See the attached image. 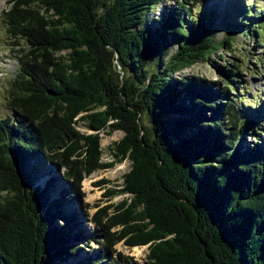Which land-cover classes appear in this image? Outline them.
<instances>
[{
  "label": "trees",
  "instance_id": "1",
  "mask_svg": "<svg viewBox=\"0 0 264 264\" xmlns=\"http://www.w3.org/2000/svg\"><path fill=\"white\" fill-rule=\"evenodd\" d=\"M203 1L6 0L26 52L0 120V264H264V118H250L259 103L242 104L240 76L263 75L264 55L253 70L235 46L264 44V10L233 0L216 39V13L192 11ZM197 63L217 78L182 74ZM114 131L104 162L101 133ZM125 159L108 191L129 197L89 214L82 181ZM121 241L147 245L145 261Z\"/></svg>",
  "mask_w": 264,
  "mask_h": 264
},
{
  "label": "rangeland",
  "instance_id": "2",
  "mask_svg": "<svg viewBox=\"0 0 264 264\" xmlns=\"http://www.w3.org/2000/svg\"><path fill=\"white\" fill-rule=\"evenodd\" d=\"M254 3L257 7H261L264 10V0H242ZM175 0H166V4H174ZM237 3L233 0H206L201 2L198 6L193 7L192 11L195 15L201 14L202 12L210 11L215 14V19L212 21V25L215 29L216 39H221L225 36V22L223 13L231 12L235 14ZM7 7L6 0H0V120L5 119L12 114V110L8 105V92L11 86V80L15 77L16 73L19 72L21 63L19 57L26 52V45L23 39L10 38L7 34V27L3 21L2 11ZM161 7L155 10L152 16L159 15ZM201 16V15H199ZM201 19V17H199ZM238 41L235 46L240 48H251L250 62L248 65L251 69L257 68L255 58L264 55V44L259 46L258 42L251 40L245 36L238 35ZM14 42V44H12ZM244 42L245 44H242ZM21 47L24 50L21 51ZM232 56L238 57L239 53L237 50L225 51V56L222 60L214 58L219 65H223L225 60L231 59ZM199 74L215 80L217 78V72L215 68L207 65L206 63H197L193 66L186 68L182 71L183 75L187 74ZM240 76L242 77L241 86H245V89L249 91V96L243 99L242 104L248 105L249 107H256L255 104L259 103L258 110L250 116L251 119H255L256 115H261L264 118V94L261 97L259 92L263 93L264 90V74H252L250 75L246 70H241ZM259 100V101H258ZM259 112V113H258ZM262 118H257L260 121ZM76 127L82 132H91L88 130L83 122H77ZM123 135L122 131H114L108 135L104 132L101 133L100 145L102 148L101 160L104 162L111 161L113 156L111 152L112 142L118 140ZM264 137V135H263ZM250 140L251 138H248ZM130 168V160L125 159L122 162L115 163L110 168L98 169L86 176L82 181V191L84 197L82 203L90 204L88 209L89 214L94 213L97 208L95 205H116L122 199L129 197L127 193H120L110 196L108 189H119L123 184V174ZM114 208L108 209V214H113ZM88 223V222H87ZM89 227H93L91 223H88ZM115 230L118 228H114ZM98 244L96 242H90V247L97 249ZM88 248H86L87 250ZM115 249L121 255L132 257L133 260L143 263L146 259L147 245L144 246H130L124 241L116 244Z\"/></svg>",
  "mask_w": 264,
  "mask_h": 264
}]
</instances>
